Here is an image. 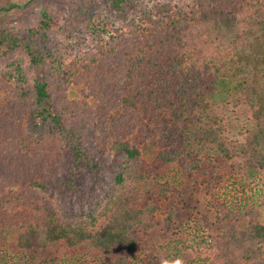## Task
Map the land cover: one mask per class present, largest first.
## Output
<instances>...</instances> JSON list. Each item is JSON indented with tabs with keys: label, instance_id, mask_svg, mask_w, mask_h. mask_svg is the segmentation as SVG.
Listing matches in <instances>:
<instances>
[{
	"label": "trees",
	"instance_id": "16d2710c",
	"mask_svg": "<svg viewBox=\"0 0 264 264\" xmlns=\"http://www.w3.org/2000/svg\"><path fill=\"white\" fill-rule=\"evenodd\" d=\"M35 1L42 4V20L27 36L0 30V224L14 234L18 248L48 255L62 244H89L111 264H133L131 251L151 229L157 209L143 193L150 179L143 165L146 144L163 164L187 159L190 174L214 161L212 155L226 162L241 159L239 171L264 172V0H197L190 12L178 10L174 0H107L122 25L110 29L111 41H99L96 51L90 49L68 70L45 44L55 42L58 30L49 0L13 2L0 8V19ZM88 9L78 6L73 15L90 16V27L95 17ZM205 75L243 81L244 100L263 124L248 132L245 143H231L225 135L201 90ZM75 84L88 90L84 99L69 98ZM92 96L101 100L96 112L88 103ZM72 117L78 121L72 124ZM63 135L90 143L89 156L78 151L70 166L59 160ZM42 136L55 148L37 157L34 146ZM164 141L165 149L156 151L155 144ZM105 169L116 190L104 195L94 189L103 187ZM77 170L90 175L87 197L79 184L71 186ZM52 187L72 190L70 208L77 205L72 220L46 199ZM166 222L176 225L177 218ZM238 223V228L231 224L225 240L203 247L205 264H264V224Z\"/></svg>",
	"mask_w": 264,
	"mask_h": 264
},
{
	"label": "rangeland",
	"instance_id": "374dc122",
	"mask_svg": "<svg viewBox=\"0 0 264 264\" xmlns=\"http://www.w3.org/2000/svg\"><path fill=\"white\" fill-rule=\"evenodd\" d=\"M27 1L0 0V8L13 2L24 4ZM196 1L174 0L173 5L178 10L190 12L197 8ZM109 4L107 0H49L48 9L52 18L58 21V30L54 36L55 42L45 44L48 49L50 48L52 55L61 60L63 70H68L73 64H81L90 49L97 50L95 46L99 41L101 44H106L110 40L113 34L110 29L115 25H122L119 18L110 12ZM78 6L90 8L88 12L95 17L89 24L90 27L86 25L88 24L86 19L89 20L90 16L73 15V10ZM41 7L42 4L35 1L25 9L12 10L4 14L0 19V30L8 29L17 36H27L29 30L36 28L42 20ZM94 30H97V33H94ZM71 33L73 35H70ZM200 87L207 100L213 105L214 113L221 118L225 135L231 143H245L249 136L248 132L263 125H259L254 120V111L244 100L243 81L234 79L217 81L205 75ZM68 93L71 100H82L87 96L88 90L83 85L75 84L69 88ZM100 101L93 96L88 100L92 111L98 110ZM76 118L72 117L74 120L72 124L78 121ZM120 134L123 136L127 134L126 126L120 127ZM48 137L37 138L38 146H34L37 148V157L48 154L47 152L55 148ZM64 137L66 138H62L59 147L61 149L56 153L59 160L64 159L70 166L73 161L75 162L78 151L89 156L90 143L73 139L72 141V137L68 135ZM126 139L135 142L128 136ZM166 145L165 141L161 145L155 144V150L162 151ZM135 146L138 145L135 143ZM66 147L68 151L61 154L60 152ZM153 150L154 147L148 144L143 149L144 169L150 174L146 191L143 193L145 200L157 209L152 218L151 229L140 235L137 248L131 251L133 264H142L151 260L173 261L178 258L182 259L184 264H205L207 249L203 250V247L208 243L225 240L224 234L232 226L231 224L235 223L237 228L240 227L238 223L240 219L245 220L246 223L259 220L264 224V172L252 174L250 169L246 168L239 171L237 166L239 163L242 164L241 159H237V163L226 162L220 160L217 155H212L214 161L203 162L201 171L190 174L191 171L185 169L189 164L187 159L163 164L156 158ZM80 167L82 169L85 165ZM66 168L71 171L70 167ZM77 172L79 176L71 186L79 184L82 188V196L83 194L86 196L92 187L87 183L90 175L87 176L83 172L80 175V171ZM107 173L109 171L106 169L101 173L103 187L96 185L100 188L94 189L99 194H112L116 190L108 180ZM64 180L71 182L68 176H64ZM70 191H72L70 188L52 187L45 195L48 202L67 221L76 217L77 205L75 208H70ZM76 194V198L81 195ZM36 197H30V201L34 202L33 199L36 200ZM35 206L38 205L35 203ZM247 213L250 215L247 216ZM69 215L70 217H67ZM169 216L177 218L176 225L167 224L166 219ZM193 240L202 244L199 247L196 244L194 246ZM182 242L185 243L181 244ZM192 245L193 248L197 247L196 251ZM0 264H111V262L100 258L89 244L74 248L62 244L48 255L34 254L30 250L18 248L14 234L6 230L1 223Z\"/></svg>",
	"mask_w": 264,
	"mask_h": 264
},
{
	"label": "clouds",
	"instance_id": "9594fccd",
	"mask_svg": "<svg viewBox=\"0 0 264 264\" xmlns=\"http://www.w3.org/2000/svg\"><path fill=\"white\" fill-rule=\"evenodd\" d=\"M162 264H184V261L178 258L173 261L164 260L162 261Z\"/></svg>",
	"mask_w": 264,
	"mask_h": 264
}]
</instances>
